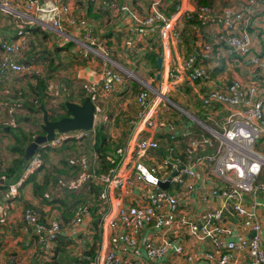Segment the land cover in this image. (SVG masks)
Wrapping results in <instances>:
<instances>
[{"label":"built area","instance_id":"built-area-1","mask_svg":"<svg viewBox=\"0 0 264 264\" xmlns=\"http://www.w3.org/2000/svg\"><path fill=\"white\" fill-rule=\"evenodd\" d=\"M97 1L104 9L114 12V17L129 21L124 32L126 53L131 51L134 43L150 38L158 46L160 43L162 49L169 41L179 45L181 35L176 25L182 20L195 21L199 27L220 29L219 35L195 46L176 69L168 71L167 79L172 88L183 80L193 83L206 79V70L201 63L210 60L213 53L218 58H243L251 70L259 69L264 75V55L253 48L251 36L238 28L239 23L248 22L246 15L252 16L257 10L264 12V0H246L244 4L224 7L220 12L197 5V0H148V13L142 16L135 14L127 4H117L115 0ZM169 3L173 4L174 11L165 17L163 9ZM15 5L12 0H0L1 12L14 18L18 25L15 43L4 41L0 35V79L6 70L13 73L29 71V67L19 63L16 57L25 50V41H22L29 36L31 25L58 32L63 19L71 26H78L79 22L70 16L69 7L62 5L60 0H20V9ZM79 28L84 31L83 40L93 47L90 27L82 25ZM122 82L123 77L108 66L102 68L98 79L83 83L94 114L100 110L96 104L98 97ZM141 83L134 96L138 110L129 122L130 133L124 144L114 149L115 158L106 156L113 164L110 171L96 173L94 158L97 156L94 154L89 164V158L81 155L67 160L71 167H77L76 174L66 180L57 179L58 186L66 190H77L82 185L88 189L91 184L101 187L96 230L99 245L93 254L84 257L85 263L147 264V260L150 264H162L165 258L174 255L181 258L183 264H243L237 262L241 254L245 256L244 264H264V179L261 178L264 176V94H258V84L245 85L232 80L223 88L205 93L201 97L203 103L219 105L227 109V115L217 129L200 123L198 132L186 140L179 155L173 146L162 149L160 142V134L175 138V125L165 118L157 120L154 115L158 106L162 111L172 112L171 103L179 113L188 115L170 101L165 95L167 90L157 87L151 94L148 85ZM14 107H20V103L15 102L8 108L10 115ZM4 124L15 125L12 117ZM155 133H159V143ZM68 135L54 134L39 147L56 146ZM185 136L183 133L182 137ZM158 148L156 159L152 153ZM144 161L148 164L142 163ZM40 165L36 150L23 166L19 179L8 183L4 197H15L23 179ZM138 165L153 178L167 181V186L161 188L152 183L154 188L148 192L150 188ZM123 189V194L119 195ZM132 190L143 194L142 198L124 200L125 193ZM214 200L220 203L219 206H210ZM87 207L84 202L75 207L67 223L69 228L77 230L81 226L83 217L88 214ZM21 217L23 229L32 233L43 249L61 234L62 225L54 218L47 217L41 222L30 208L23 209ZM181 230L195 240L196 251L184 249ZM250 231L252 235H248ZM110 236L118 238L112 241L114 246ZM118 250L127 259L122 258ZM14 261L15 257L11 255L8 264H14Z\"/></svg>","mask_w":264,"mask_h":264},{"label":"crops","instance_id":"crops-1","mask_svg":"<svg viewBox=\"0 0 264 264\" xmlns=\"http://www.w3.org/2000/svg\"><path fill=\"white\" fill-rule=\"evenodd\" d=\"M12 1L16 4L15 8L20 9L18 6L20 0ZM104 1L109 2L110 0ZM115 1L117 4H127V6L137 15L142 16L148 13V0ZM245 1L246 0H201V3H203L202 5L212 8L215 12H220L224 7L237 6L239 4H244ZM60 3L69 7L70 16L79 21L78 26L76 24L73 26L68 25L64 19L62 20L61 26L65 29L61 28L58 32L54 30L42 31V29L40 30L35 24L30 26L29 36L22 41H26L24 42L26 45L25 50L22 52V54L25 52V57L24 54L23 56L20 55L16 57V60L19 63L25 64L29 67V71L25 73H13L10 70H6L3 72V77L0 79V116L4 115L7 119V108L5 110V107L2 105V101L7 98V95H5L7 89L9 90V93H13L20 89H24L26 92L24 99L21 100V103L23 102L22 108L14 107L11 114V117L13 113L16 114L15 121L17 120V122H15V126L24 129L27 128L28 121L38 119L37 115L33 116L34 114L29 113V110L27 109V105L31 99L27 88L29 85H35V79L31 77L33 72L40 74V78L42 79L46 77L47 80L45 83H47V89L49 92L54 91L53 94L49 93L50 98L44 106L47 113L49 112V109L59 113L61 112L59 105L62 102L64 105L66 102L80 104L87 97L86 94H84V99L82 101L80 100L83 91H85L83 86H81L82 83L86 80L98 79L102 68L108 67L102 59L98 58V56L101 58L102 54H108L110 48L114 44L117 46L121 41L124 43V40L127 37L124 32L129 21L114 17V12H109L106 8L104 9L99 1L60 0ZM196 4L201 5L197 2ZM170 5L173 4L169 3L163 9V12H165V14L167 13L168 16L172 14L168 13ZM88 9H91L90 13H88ZM97 10H100V12ZM102 11L106 12L105 16L98 17L102 16ZM91 13L95 16H91ZM245 19H247L248 22L239 23V30H245L252 38L253 48L260 54L264 55V12L257 10L252 16L246 15ZM82 25H88L90 27L91 38L94 40V44L93 47L84 46L83 53L80 51L75 53L72 46L73 43H75L77 39L80 40L84 34V31L79 28ZM17 26V22L14 18L6 16L0 12V35L4 41L8 43H15L17 41L15 36ZM176 29L181 35V42L179 45H175L174 42L169 41L164 49H162L160 43L158 46L157 42L150 38L145 41L134 43L131 51L126 54L124 45L119 46L121 47L122 58L120 59V57H118L117 59L112 57L111 59L123 67L127 66L128 71L137 73L138 69L143 68L145 65L147 54H157L158 57L161 58L160 68L156 69L157 72L160 73L158 80L155 79V74L157 72L155 73L154 71L150 74L147 71L149 68H143L145 70L144 76H142V79H138L143 81V83H147V77H153L159 83V86H156V88L161 87L162 89L167 90V92L171 91L168 97L179 107V109L183 110L188 115V117H185L174 108L173 112L162 111L159 106L156 108V114L154 115L157 120L165 118L175 125L177 131L175 138H171L170 136L165 137L164 135L161 136V134L160 138L159 133H155L154 136L158 140V143L160 138L162 149L163 147L173 146L174 151H177V154L180 155L184 150L186 140L193 137V134L198 132L200 123L217 129V125L227 115V109H224L219 105H206V103H203L201 97L205 93L212 89L223 88V86H226L232 80H239L245 85L253 83L258 84V94H264V75L259 69L251 70L243 58L236 56L218 58L215 53H213L210 60L201 63L202 67L206 70V79L196 80L193 83L183 80L180 81V84L177 87H174L175 89L172 88L167 79L168 71L176 69L185 57L193 52L195 46H199L204 42H210L214 35L220 34L219 28L214 26L199 27V24L195 21L184 22L182 20L176 25ZM42 33L44 35H42ZM113 36H115V39L112 38ZM94 45L96 49L94 48ZM56 48L60 50L63 49V51L56 55L54 53ZM101 49H105L106 53H101ZM40 51L48 53L47 56L42 58L44 59L43 61L39 59L40 55L36 54V52ZM118 54L119 53H116L115 56H118ZM46 57L48 59H46ZM61 57L67 58L62 60ZM76 57H79V59H76ZM75 59L77 60L76 64L74 63ZM106 60L108 63L117 64L109 59ZM78 61L81 62L80 66L77 64ZM66 63L68 65L67 67L72 66V68L64 69L63 73L59 75V70L65 68ZM49 64H52V68L50 69L48 68ZM43 66L46 67V71H39L40 67ZM13 75H18L19 77L13 78ZM23 75L25 77H23ZM51 80L54 81L51 82ZM56 83L59 85L57 88ZM51 84L54 88H49ZM59 88H62L66 95L63 94V92L58 91ZM140 88L141 86H139L136 81L132 82L123 78L121 85H116L112 91L102 93L98 97L96 104L100 110L95 114L93 112V127L96 124H101L104 127L109 137V146H114V148H116L117 146L123 145L126 141L130 133L129 122L135 117L138 110L134 102V96ZM54 99V104L51 102L49 103L50 100ZM51 106H54L55 108ZM4 117L0 118V151L3 153V168L6 167L11 159V155H9L6 150V147L9 144L8 135L3 133L8 130V127L2 131V127H4L2 119ZM22 118H25L26 121L22 122ZM93 127L90 130H92ZM183 133L187 136L182 137ZM143 134L146 135L147 133L144 132ZM114 148H111V152L112 150L114 151ZM112 154L113 156L110 155V157L115 158V153L112 152ZM152 154L154 155V158L157 159L159 157V148ZM93 155L94 153L92 156ZM90 159L92 161V157H90ZM142 163L148 164L147 161ZM52 167L56 168V165H51V168ZM42 171L38 173V177L42 175ZM262 172L264 174V169ZM20 175H22V173H19L17 178L13 180L0 178V185H4L5 187L7 183H12L19 179ZM36 181L39 182L40 179H37ZM146 185L148 186V189L150 188L147 191L151 192L154 188L152 182L147 180ZM80 189L81 187L74 191H64V189H60L59 187L50 188L47 186V189L43 192H37L34 194L32 193L31 186L28 182L22 184L19 188L18 194L11 199H6L4 197V189L3 191L0 190V218L3 217V221H0V264H8L7 258L9 255L15 257L14 264H53L50 260L53 256L52 251L55 246L54 241L48 244L47 249H43L35 242L34 235L25 231L22 227L21 214L25 207H31L39 211L42 218H54L61 223L62 231L57 238L69 242L64 248L65 252L61 258L62 264H85L82 251L84 249H90L93 245L94 248L99 245V235L96 233L98 228V215L94 217L91 211L88 212V214L83 217L81 226H79L77 230H72L62 218L64 215L61 210L62 207L59 205L60 200H71V197L67 196L69 193L73 192L76 194L75 196H81V194L78 193ZM83 189L85 190V188ZM123 191L124 189L118 194L122 195ZM86 192H88L87 188ZM142 195L143 194L140 192L138 193L136 190H132L131 192L125 193L124 200H133L135 198L141 199ZM219 204L220 203H218L217 200H214L211 201L210 206L217 207ZM64 205H68V203ZM231 221H234V219H231ZM151 231L152 230H148V232ZM148 232L144 231L147 235ZM180 232L182 238H184L182 242L184 249L191 252L196 251V246L198 245L195 243V240L192 237L186 236L184 230H181ZM248 235L250 234L248 233ZM262 236L264 238V235ZM112 237L113 236H110L111 245L114 246L112 241L118 238L114 236V239H112ZM118 251L122 258L127 259L125 255L121 254V250ZM144 257L145 256L142 255V259H144ZM237 262L244 264L246 262L245 256L240 254ZM146 263L150 264L147 260ZM162 264H183V261L181 258H176L172 255L171 258H165Z\"/></svg>","mask_w":264,"mask_h":264},{"label":"trees","instance_id":"trees-1","mask_svg":"<svg viewBox=\"0 0 264 264\" xmlns=\"http://www.w3.org/2000/svg\"><path fill=\"white\" fill-rule=\"evenodd\" d=\"M198 4H203L201 3V0H197ZM91 9H88V13H90ZM100 12V10H97ZM174 11V6L170 5L169 9H168V13H172ZM165 14V12H163ZM102 16H98V17H104L106 12L102 11L101 12ZM91 16H95L92 13L90 14ZM165 17H168V14H165ZM41 30V29H40ZM37 31V30H36ZM43 31V30H42ZM30 33V31H29ZM44 33V32H43ZM42 33V35H44ZM26 47V45H25ZM63 51L60 49H55L54 53L56 55L59 54V52ZM1 51H0V57H1ZM36 54H39V59L41 61H43L44 59H42L44 56H47L48 53H46L45 51H40V52H36ZM49 58V56H48ZM46 57V59H48ZM156 58H157V54H152L149 53L146 56V63L143 66V68H149V69H157V65H156ZM50 60V59H49ZM0 63H1V59H0ZM25 65V64H24ZM52 64H49L48 68H52L51 66ZM152 72H150L151 74ZM32 75V76H31ZM30 76L33 77L35 79V85H29L27 90L30 93L31 99L29 100V103L27 105V109L29 110V113L34 114L33 116L38 115L39 113L45 111L46 113V118L49 120H57L59 118L68 116L69 113L65 107V105L63 104V102L59 105L61 112L56 113L55 111H52V109H49V112L47 113L46 109H45V105L47 100L50 98V94L49 91L47 89V83H45V81L47 80L46 77H44L43 79L40 78V74L38 73H32ZM58 91L63 92V94H65V92L62 90V88H59ZM25 90L24 89H20L18 91H15L11 94V97L6 98L5 100H3L4 103H8L6 105V108L8 110L9 105H11L12 100H14L17 103H20V107L22 108L23 102L21 103V100L24 99L25 97ZM84 94L85 91H83L82 96L80 97V100L82 101L84 98ZM66 95V94H65ZM45 99V100H44ZM6 110V109H5ZM6 110V116L7 119L11 117V115L8 114V111ZM15 113H13L12 118L14 120V123L17 122V120L15 121ZM38 118V117H37ZM22 122L26 121L25 118L21 119ZM36 121H40L42 123V118H38V119H32V121H28V125H30L32 127V125H35ZM41 123L38 126L39 131H31L33 129V127L29 130L28 128H22V127H18V126H7L4 123H2L4 125V127H2V131H4V129L6 127H8V130L6 132H3L5 134L8 135V139H9V144L6 147V150L8 152L9 155H11V159L9 160V162L7 163L6 167L3 168L2 163H3V153H2V161L0 162V178L2 179H10L13 180L15 178H17L18 174L21 173V169L23 168V166L25 165V161L23 159L24 157V147L25 145H27L28 143H30L37 135H43L44 131L41 128ZM38 124V123H37ZM85 133V135H84ZM83 136L88 135L87 139L86 137H83L88 144H90V140L93 139V143L90 144L91 146V156L94 153L95 157V163L94 166H96V173H108L110 171V169L113 167V164L110 163L107 159L106 156H113L112 152H114L112 150L111 152V148H114V146H109V137L107 135L106 130L104 129V127L101 124H96L94 125L92 130H86L84 131ZM81 138V137H79ZM92 138V139H91ZM78 138H69L66 139L64 141H61L60 144H67L68 141H70V144L68 146L69 150H72L74 148V143L78 142L77 141ZM51 146L49 145H45L44 147H38L37 148V152L40 156L41 159V165L40 167H38L37 169H35L30 175H28L24 181L22 182V184L28 183L31 186V190L32 193H39V192H43L45 189H47V186H49L50 188L53 187H59L58 186V178H63V179H69L72 178L76 172H77V167L73 166L71 167L68 163V158L69 157H78L81 155H85V153H78L77 155H71L69 157H65L64 160H62L59 163V166L61 167L60 169L54 168L52 167L51 170L47 169V167L45 168V163L49 161V158L47 157V152L49 151V148ZM65 147V146H62ZM89 149V148H88ZM115 149V148H114ZM86 156V155H85ZM87 157V156H86ZM89 164L91 162V159L89 157L88 160ZM45 168V169H44ZM44 169V170H43ZM43 170V171H42ZM42 171V175L40 177H38V173H40ZM262 179H264V176L261 177ZM37 179H40V181H36ZM21 184V185H22ZM7 185L8 183L5 185H0V190L3 191V189L6 191L7 189ZM20 188V187H19ZM60 189H64V191H74V190H66L65 188L59 187ZM100 186L99 185H94L91 184L90 187L88 188V194L92 196V205H89L88 208V212L91 211V213H93L94 217H96L98 215V208H99V204H100V200L98 198L99 196V192H100ZM76 194L69 193V195H67L68 197H71V202L68 200L59 201V205L62 207V213H63V219L66 221L65 223H68L69 220L71 219L72 215H73V211L75 209V207L81 203H83L82 199L83 197L80 196H75ZM62 202V203H61ZM68 205H64L67 204ZM25 208H30L33 210V212L35 214H37L39 221H43L44 218H42L41 213L31 207H25ZM23 208V209H25ZM57 238V237H56ZM55 243V246L53 247V256L50 260V262H52L53 264H62L61 262V258L62 255L65 252V247L68 245V241L66 240H62L60 238H57L55 240H53ZM96 248V247H95ZM94 245L90 247V249H84L82 251V256L85 257L86 255H91L93 254L94 251ZM86 264V263H85Z\"/></svg>","mask_w":264,"mask_h":264},{"label":"rangeland","instance_id":"rangeland-1","mask_svg":"<svg viewBox=\"0 0 264 264\" xmlns=\"http://www.w3.org/2000/svg\"><path fill=\"white\" fill-rule=\"evenodd\" d=\"M41 2H42V0H40ZM0 12H1V10H0ZM7 16V15H6ZM53 21V20H52ZM46 24L48 23V25L50 26L51 25V23L48 21V20H46V22H45ZM32 26V25H31ZM39 27V26H38ZM58 27V26H57ZM40 28V27H39ZM59 28L61 29V28H63V29H65L63 26H59ZM41 29V28H40ZM113 39H115V36H113L112 37ZM127 39V37L125 38V40ZM118 40V39H117ZM124 40V41H125ZM26 42V41H25ZM87 41H84L83 40V38H81L80 40H76L75 41V43H73V51L75 52V53H77V52H84L83 51V49H84V46H89V45H87V43H86ZM123 42L121 41V43L119 44V45H113L111 48H110V51H109V53L107 54L106 53V50L105 49H101V53H106L105 55L104 54H102L101 55V58L98 56V58L99 59H102L103 60V62L107 65V66H110V68H113V69H115V71H117L120 75H121V77H123L124 79H126V80H129V81H132V82H134V81H136V83H138V85L140 86L142 83H141V81L138 79V78H140V79H142V76H144V69L143 68H139L138 69V72L136 73H134V72H130V71H128V69H127V66H125V67H123V66H121L120 64H118L117 62H115V61H113L111 58L112 57H115V58H117L118 59V57H120V59L122 58L121 57V47H119V46H123ZM94 48L96 49V47H95V45H94ZM117 49H118V51H117ZM116 53H119L118 54V56H115L116 55ZM24 54V57H25V52L23 53ZM23 54L21 53L20 55H22L23 56ZM125 54H126V52H125ZM19 55V56H20ZM109 55V56H108ZM21 56V57H22ZM67 57H61V59L62 60H64V59H66ZM104 58L105 59H109V60H111V61H113V62H115V63H117V64H111V63H108L106 60H104ZM157 58H158V55H157ZM156 58V59H157ZM69 59V58H68ZM76 59H79V57H76ZM74 60V63L76 64V61L77 60ZM77 64H79V66L81 65V62L80 61H78L77 62ZM68 65H67V63H66V67L65 68H62L61 70H59L60 71V74L59 75H61L62 73H63V71H64V69L66 70V68H72V66H69V67H67ZM130 66V65H129ZM76 67H78V66H76ZM39 71H41V72H43V71H46V67H40V70ZM148 71V73H150V72H154L155 71V73L157 72V70H154V69H148L147 70ZM146 71V72H147ZM33 73H35V72H33ZM132 73V74H131ZM154 73V74H155ZM28 74V73H27ZM13 78H16V77H19L18 75L16 76V75H13L12 76ZM20 77H21V75H20ZM23 77H25L24 75H23ZM146 80H148V81H146L147 83V85H148V88H149V90L151 91L150 93L151 94H154V88H156V86H159V83L153 78V77H147V79ZM54 80H51V82H53ZM90 81H92V80H86V81H84V83H87V82H90ZM55 83V82H54ZM82 85H83V83H82ZM81 85V86H82ZM57 86H59V85H57V83H56V88H57ZM50 87H52V88H54V86L51 84L50 86H49V88ZM164 87V86H163ZM49 91V90H48ZM171 91H169V92H167L165 95L167 96V95H169V93H170ZM49 93H51V94H53L54 93V91H52V92H49ZM11 94H12V92L11 93H9V90L7 89L6 90V93H5V95H7L6 97L8 98V97H11ZM87 96V95H86ZM168 97V96H167ZM169 98V97H168ZM6 99V98H5ZM170 99V98H169ZM129 100V99H128ZM170 101H172L171 99H170ZM55 103V99L54 100H50L49 101V103ZM173 102V101H172ZM12 104L11 105H9V106H12L14 103H15V101H13L12 100V102H11ZM174 103V102H173ZM8 104V103H7ZM7 104H4V102L2 101V105L5 107V109H6V105ZM175 104V103H174ZM1 105V104H0ZM172 105V106H171ZM171 105H169V108H172V112L174 111L173 110V104L171 103ZM51 107H53V108H55L54 106H51ZM159 107H161V106H159ZM1 110V109H0ZM1 112V111H0ZM56 112V111H55ZM184 116V115H183ZM2 117H4V115H1L0 116V118H2ZM37 117L38 118H42V115H41V113H39L38 115H37ZM1 120V119H0ZM7 119L4 117L3 119H2V121L4 122V121H6ZM2 122V123H3ZM38 123V124H37ZM41 122L40 121H36V123H35V125H32V127H33V129L31 130V131H39V129H38V126L37 125H39ZM42 125V124H41ZM30 125H27V128L29 129H31L32 128ZM29 129V130H30ZM63 132H55V135H60V134H62ZM67 134H69L68 136H67V138L66 139H69V138H72V137H74V138H78L77 139V141L78 142H75L74 143V148L72 149V150H69L68 149V146H69V144H70V141H68L67 142V144H65V145H63V144H58V145H56V146H52V145H49V146H51L50 148H49V151L47 152V157L49 158V161L46 163V167H47V169H49V170H51L52 168H51V165H56V168L57 169H60L61 167L59 166V163L62 161V160H64L65 159V157H69V156H71V155H77L78 153H85V155L87 156V158H89V157H92L91 156V153H92V150H91V146H90V144H92L93 143V139L92 140H90V144H88L87 145V143H86V141H85V139L83 138V137H86L87 139H89L88 138V135H86V136H83L82 137V135H83V133H84V131L83 130H81V129H77V130H75V131H68V132H66ZM82 133V134H81ZM63 135H65V134H63ZM84 135H85V133H84ZM79 137H81V138H79ZM66 139H63L62 141H64V140H66ZM45 144V143H44ZM41 145V144H40ZM62 146H65V147H62ZM89 148V149H88ZM83 188H85V190L83 189ZM78 193H80L81 194V196L80 197H83V199H82V201L84 202V204L86 205V206H89L91 203H92V196L91 195H89V194H87V192H86V187L84 186V185H82L81 186V189L78 191ZM10 257H11V255H9L8 256V260L10 259Z\"/></svg>","mask_w":264,"mask_h":264},{"label":"water","instance_id":"water-1","mask_svg":"<svg viewBox=\"0 0 264 264\" xmlns=\"http://www.w3.org/2000/svg\"><path fill=\"white\" fill-rule=\"evenodd\" d=\"M161 58L156 59L157 68H160ZM160 73L155 74V79H159ZM65 107L69 113L68 116L59 118L57 120H49L46 118L45 111L42 112V125L41 128L44 131L43 135H37L30 143L24 147V161L29 159L32 154L37 150L40 144H43L51 140L55 132L66 133L68 131H75L81 129L83 131L90 130L93 127V112L94 107L91 101L86 97L80 104L73 102H66ZM139 171L145 176L146 180L157 184L161 188L167 186V181L161 182L153 178L141 165L137 167ZM253 234L252 231L249 232Z\"/></svg>","mask_w":264,"mask_h":264}]
</instances>
